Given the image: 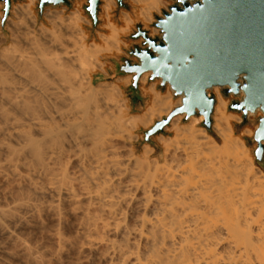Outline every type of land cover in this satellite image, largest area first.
Returning a JSON list of instances; mask_svg holds the SVG:
<instances>
[{"label":"bare ground","instance_id":"1","mask_svg":"<svg viewBox=\"0 0 264 264\" xmlns=\"http://www.w3.org/2000/svg\"><path fill=\"white\" fill-rule=\"evenodd\" d=\"M104 1L103 41L92 43L76 1L66 20L80 45L70 55L58 52L55 25L51 38L35 39L34 53L17 39L0 41V264H57L62 256L60 264L66 248L77 264H264V174L234 133L242 115L228 110L229 98L214 86L208 91L215 92L212 120L221 142L200 126L203 115L183 122L178 114L167 127L176 137H156L161 159L148 142L137 151L136 130L167 116L182 97L151 82L141 87L146 107L131 112L119 82L132 75L95 84L107 65L98 58L125 53L124 32L152 23L165 2L134 0L144 4L140 12H124L126 26H119L110 14L116 0ZM45 216L57 224L44 221L55 228L51 235L42 227L52 251L25 230L43 226ZM68 218L70 235L63 232Z\"/></svg>","mask_w":264,"mask_h":264},{"label":"water","instance_id":"2","mask_svg":"<svg viewBox=\"0 0 264 264\" xmlns=\"http://www.w3.org/2000/svg\"><path fill=\"white\" fill-rule=\"evenodd\" d=\"M4 0L2 24L8 18L13 2ZM162 16L156 15L154 27L159 35L152 36L142 22L128 35L133 44L127 55L111 57L114 66L111 77L132 75L126 92L144 103L140 79L150 72L149 80H160V87L170 85L182 104L157 120L144 132V140L153 143L152 137L163 133L172 118L185 114L203 115L201 122L209 131L216 97L209 89L221 86L224 95H244L230 103L232 110L248 116L260 109L263 115L253 140L257 143L254 154L264 168V0H171ZM118 7L131 11L127 0H116ZM74 0H39V14L48 7L66 5ZM103 0H85L82 11L92 22V30L102 22ZM259 150V154H258Z\"/></svg>","mask_w":264,"mask_h":264},{"label":"rangeland","instance_id":"3","mask_svg":"<svg viewBox=\"0 0 264 264\" xmlns=\"http://www.w3.org/2000/svg\"><path fill=\"white\" fill-rule=\"evenodd\" d=\"M127 2L130 3L133 6V9L131 11H128V13L131 16H136L138 14V12H140L141 6L144 5V4H138L134 0H127ZM164 2H165V6L162 7L161 12L160 13H158V12H154L153 13L154 21H152V23H149V24L145 25L142 21H138V22H142L146 27H148L150 29V32L152 31L151 28H154V22H156L155 16L156 15L162 16V11L164 9L168 10L169 6L172 4L171 0H164ZM38 3H39V0H36L34 5L32 6V5H30L31 4L30 0H16V1H14L8 18L6 19L5 23L2 24V18L4 16V4L5 3H4V0H0V41L1 40L3 41L2 45L8 44L10 42V40L14 38V39L19 40L18 42H19L20 46L23 47L24 49H27V51L33 52V53L37 52V50H34V48H36V43L34 42V41H36L35 39H37V38L41 39V38H44V37L51 38L52 35H50L49 31H47V30H51L54 27V25H55V28L57 30H59L58 39L56 40L55 45H56V48H61V50H62V51L59 50L58 52H62V54L70 55V53H73L75 50H77V48L80 45V41H79L80 35L77 32L75 34L72 32V29L70 28V20H66L70 16V11L74 10L75 9L74 7H76L77 5L75 6L73 4L72 7H68L66 5H63V6H60V7H48V8H46L44 10L42 15H40L39 14V9H38ZM79 8L81 9V6ZM49 9H50V11H49ZM51 10L52 11H55V10L59 11L61 13L60 14V18H54V17L50 16ZM123 10L124 9L123 8H119L118 4L116 3V6L113 8V11H112L113 20L116 21L117 23H119L120 26H126V18L124 17V14L122 15V18H121V12ZM124 12H127V11H124ZM82 16H83L82 26L85 29L86 33H87V37H86L85 41H87L88 43L89 42L90 43L99 42L100 41V37H99L98 33L99 32H105V30H106V27H101L103 22L100 23V26L98 28L94 29L95 30L94 32H91L90 31V27H92V24L89 22L88 17L86 16V14L83 11H82ZM57 21L62 22V25L56 26V23H58ZM135 30H136V24H134V26L132 27L131 31H126L122 35V39L124 41H126V43H127V47L122 46L123 50L125 51V53L124 52L123 53H121V52H111V53L106 54L102 58H98L99 62L101 60H105L107 62V65L105 66V71L96 72V73H98V74H96V76H98V75L99 76L95 79V84L100 83V82H105V83H107V82L109 83L110 82L111 83V82H116L118 79H120L119 77H121V76H117L115 78L111 77V73L109 72V70L112 69L113 66H112L109 58L117 57L118 55H127L126 50L129 49L130 46L133 44V41L128 39V35L131 34L132 32H134ZM158 35H159V33L155 34L154 36H158ZM85 36H86V34H85ZM149 76H150V72H149L148 78L146 79V81L144 83H143L142 79L140 80V84H141L142 87H144V88L148 87L153 82H156V87L159 90L163 91V92H165L169 88L167 85L164 88H161L160 87V80L157 79V80H154V81H150L149 80ZM131 82H132V77H131ZM131 82H130V78H128V79L121 80L119 83H120V86L122 88L124 97H126V99L128 100V105L130 106V108H132L131 112H137V111H140V110H142L143 108L146 107V105L148 103L149 96H147V95L145 96L146 102L143 104V106H138L136 103L132 102L130 94L128 92H126V88L131 84ZM221 91L223 93L222 89H221ZM211 92L215 95L214 91H211ZM173 95H174V93H173ZM225 96L228 97L229 100H230L229 106H228V110L240 113L242 115V117H243V114L241 112H238V111H235V110H232L231 108H229L230 107V103L232 101L240 100L242 96L241 95L236 96V95H233V94L225 95ZM174 97L177 98L175 95H174ZM174 108H176V107H174ZM172 110L170 111V113L172 112ZM261 116H262L261 113H256L254 115L248 116L246 122H244V119H243L241 123H239V124L236 123L234 133H236L237 135H239L242 138H244L246 147L250 150V154L253 157L254 167H256L257 169H260L262 171V173L264 174V168H262L256 161L254 150L256 149L257 143L253 140V136H254L255 131L257 129V126L259 124L258 123V119ZM156 121L157 120H155V122ZM182 121L183 122H188V120H186L185 117L183 118ZM213 124H214V122L212 121V126H211V130L210 131L205 126H203L202 123H200V126H203L206 129V132L208 134H210L212 137H214L216 142L219 143V142H221V140L219 139V134L217 133V131L213 127ZM151 126L149 128H151ZM169 126H170V124L165 127L163 133H159V134L154 135L152 137V140H153L154 144L148 142L153 148H155L154 149V156H157V157L160 156L159 157L160 159H161V157L163 155V148H162V146L160 144V141L157 140L156 137H159V135H163L164 137L168 138V140H171V138L173 136L176 137V134H177L176 131L169 130L167 128ZM149 128H147V129L139 128V129L136 130V134L141 136L137 140H135V142H134V144L136 145L135 147H136L137 151H140L142 146H143V144L147 143L144 140V138H145L144 132L146 130H148ZM138 146H139V148H138ZM45 219L42 222L44 224V225L42 224L43 226L32 224V225H30L28 227H25V230L27 229L26 231H28V232L30 230L31 233L34 234V235H31V236H34L33 239H35L36 241L38 240L39 246L43 245L44 248H45L48 245V249L46 247L45 250L52 251L51 249H55V248L51 247V249H50V246H53L55 244L52 243V245H50L51 244L50 243V239L51 238L49 239V241H47L48 239H46V237L47 238L50 237L49 235L52 234L51 232L56 228L57 224H56L55 220L52 217L48 218V216H45ZM51 219L54 220V221H52ZM69 220H70V218H68V220H67L69 226L66 223L63 225V232L66 235H70V229L72 228L71 227V223H70ZM44 221H49V223H51L53 225L55 224L54 225L55 228H51L53 230L50 231L49 230L50 227H48V226H50V224L48 226L46 225V227H44L45 224H48V222L44 223ZM52 222H55V223H52ZM38 227H40V228H38ZM42 227L47 228V229L49 228L48 230L50 231V234L49 235L46 234V232H48V230L47 231L45 230L46 232H42L44 230V228L42 229ZM33 229L36 232H34V231L32 232ZM25 230H24L23 233L26 234L28 239H30L31 237H30L29 234H31V233L27 232L28 235H29L28 236ZM23 233H22V235H24ZM38 233L40 235L42 234L43 236H40ZM38 235H39V237H38ZM44 235H47V236H44ZM35 237H38V238H35ZM42 237H44V238L41 240ZM30 240H31L30 242L32 243V241H33L32 238ZM40 240L44 242V243L42 242V245L40 243ZM34 241H33V243L35 244L36 241L35 242ZM51 241H52V239H51ZM38 242H37V244H38ZM37 244H36V246H37ZM65 250L67 251V253H65V251H64V253L62 254L64 256L63 257L64 260H62V262L64 264L65 263L66 264H71L72 262H73L72 264H77L78 262L77 263H75V262L78 261L79 257H74L75 254L72 255V253L68 252V251H70L69 248H66ZM65 254H66V256H65ZM72 256H73V258H72ZM75 256H77V255H75ZM61 258H62V256H61ZM61 258L57 262V264H59V262H61ZM65 258H66V260H65ZM67 259H69V260H67ZM75 259H76V261H75ZM82 259L83 258H81L80 260H82ZM72 260H74L75 262L72 261ZM82 261H79V263L82 262L83 264H95V262H94L95 259H93L90 262H87L86 258H84ZM97 261L98 260L96 259V262ZM13 262H15V263L18 262V263L22 264L19 259L15 260V261L13 260ZM13 262L12 263L10 262V263L14 264ZM7 263H9V261ZM63 263H60V264H63ZM54 264H56V263H54Z\"/></svg>","mask_w":264,"mask_h":264},{"label":"crops","instance_id":"4","mask_svg":"<svg viewBox=\"0 0 264 264\" xmlns=\"http://www.w3.org/2000/svg\"><path fill=\"white\" fill-rule=\"evenodd\" d=\"M76 1H78V2H80L81 4H82V2H84L85 0H74V5L76 6L77 4V2ZM104 3H105V1L103 0V4H102V9H103V12H102V14H101V18L103 19L102 20V25H101V27H105V22L107 21V18H106V16L104 15V12H105V8H104ZM117 3V2H116ZM116 6V4L115 5H113L112 7H111V10H110V14H111V18H112V11H113V8ZM124 11H129V10H123L122 12H121V18H122V15L124 14ZM89 19V18H88ZM112 20H113V18H112ZM114 21V20H113ZM89 22L92 24V22H91V20L89 19ZM117 25H119V23H117L116 21H114ZM100 26V25H99ZM120 26V25H119ZM90 31L91 32H94L95 30H92V27H90ZM101 32H99L98 33V35L100 34ZM99 37H100V41H103V37L102 36H100L99 35ZM112 64V63H111ZM112 66H113V64H112ZM114 70V66H113V68L112 69H110L109 70V72L111 73L112 71ZM147 73V72H146ZM145 74V73H144ZM144 74L142 75V77L144 76ZM142 77H141V79H142ZM140 79V80H141ZM142 86H141V84H140V90H141V95L143 96V97H145V95H144V93H143V90H142V88H141ZM131 101L132 102H134V103H136L138 106H143V104H144V102L142 101V100H140V99H138V98H132L131 97Z\"/></svg>","mask_w":264,"mask_h":264},{"label":"snow or ice","instance_id":"5","mask_svg":"<svg viewBox=\"0 0 264 264\" xmlns=\"http://www.w3.org/2000/svg\"><path fill=\"white\" fill-rule=\"evenodd\" d=\"M6 2H7V0H6ZM258 154H259V150H258Z\"/></svg>","mask_w":264,"mask_h":264}]
</instances>
